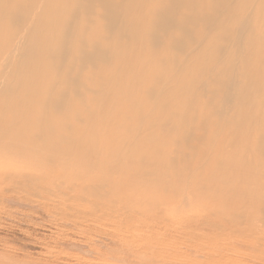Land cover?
<instances>
[{"label": "bare ground", "instance_id": "6f19581e", "mask_svg": "<svg viewBox=\"0 0 264 264\" xmlns=\"http://www.w3.org/2000/svg\"><path fill=\"white\" fill-rule=\"evenodd\" d=\"M13 90L6 102L15 110L0 111V148L8 159L32 158L49 181L80 188L127 158L133 182L157 186L179 179L168 173L177 164H205L186 153L205 141L222 166L203 183L234 182L235 195L253 191L264 207V0H0V97ZM230 220L237 237L252 232ZM148 247L110 256L133 263ZM206 249L195 253H219Z\"/></svg>", "mask_w": 264, "mask_h": 264}, {"label": "rangeland", "instance_id": "374dc122", "mask_svg": "<svg viewBox=\"0 0 264 264\" xmlns=\"http://www.w3.org/2000/svg\"><path fill=\"white\" fill-rule=\"evenodd\" d=\"M8 93L18 95V90L3 93L0 111L14 108L13 104L6 102ZM34 103L40 111V105ZM8 105L9 109L6 108ZM177 143L171 144L170 149L174 152L181 149ZM201 143L206 144L205 141L191 142L186 153L197 158L201 155V159L206 158V163L194 160L191 164H177L168 173L179 172L180 177L167 179L169 183L162 178L157 186L153 181L148 185L146 182H133V171L125 165V158L117 163L115 172L95 171L87 175L91 182L80 184V188L60 180L49 181L48 173L35 170L32 158L17 160L9 156V160L7 155L10 151L0 148V264H9L10 261L13 262L11 264H264V212L263 206L258 204V196L253 191L249 192L252 199L235 195L233 191L237 185L234 182L222 184L217 181L218 184L210 187L203 183L208 177H217L216 171L220 172L222 165L208 157L215 154L213 146L206 154L207 147L203 149L204 153ZM130 155L123 151L121 158ZM118 165L122 167L118 168ZM220 179L224 180L221 176ZM202 187L212 192L204 194ZM138 189L141 194L137 193ZM120 194L128 196L124 198ZM128 197L133 200H127ZM115 216L122 218L115 220ZM230 219L243 223L246 230L252 228V232L237 237L235 228L228 225ZM137 225H141L142 232L139 227L138 231L142 234L135 232ZM212 227H215L213 231L209 229ZM110 236L123 241L113 242ZM150 244L155 246L154 252L140 255L142 252L139 251L133 263L112 261L110 256L128 257L127 249L136 251ZM212 248L219 253L211 252L210 256L200 257L195 253L196 250L209 251ZM101 252L107 254L106 261L102 260ZM208 259L215 262H207Z\"/></svg>", "mask_w": 264, "mask_h": 264}]
</instances>
